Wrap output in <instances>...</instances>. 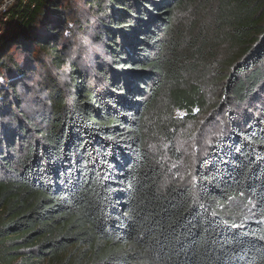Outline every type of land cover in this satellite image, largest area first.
Wrapping results in <instances>:
<instances>
[{
    "label": "trees",
    "instance_id": "obj_1",
    "mask_svg": "<svg viewBox=\"0 0 264 264\" xmlns=\"http://www.w3.org/2000/svg\"><path fill=\"white\" fill-rule=\"evenodd\" d=\"M62 1L0 19V72H32L15 47L48 78L33 121L0 92V264H264V0H86L85 22ZM214 113L191 178L165 183L155 140ZM242 194L256 220L235 225L216 206Z\"/></svg>",
    "mask_w": 264,
    "mask_h": 264
},
{
    "label": "rangeland",
    "instance_id": "obj_2",
    "mask_svg": "<svg viewBox=\"0 0 264 264\" xmlns=\"http://www.w3.org/2000/svg\"><path fill=\"white\" fill-rule=\"evenodd\" d=\"M6 2H9V0H6ZM85 2L86 0H63L61 5L63 7L70 5L76 12V17L81 16L83 22H85V20L90 17ZM4 3L3 0L0 1V15H4L6 12L7 8L3 7L5 5ZM6 4L5 6L8 7L9 5V7L14 8L17 4V0L13 3ZM4 18L8 20L7 16ZM51 19L50 13L44 18V20ZM72 25V22L69 21L65 31L61 32L63 37L62 43L66 44L69 55L72 56V59H76L74 61H77L79 64L90 65L92 63L91 54L87 51H82L85 49L89 51L97 49V51H100V48L89 45V42L79 35ZM4 29L5 27L2 25L1 21L0 38L2 35H6ZM38 30H43L41 28V23H39ZM11 51L14 53V58L17 60L19 66L22 68H30L32 72H27L26 76L20 78H18L19 75L15 72L11 74L5 71L0 72V86L4 84L0 92L5 94V96H11V94L16 91L23 99L24 103L22 106L28 113V119L33 121L37 118L38 111L43 108L46 102V96L42 87L45 84V80L48 79L44 71L47 61H41L35 54L32 57L35 58L34 61L30 62L29 56L24 51L16 49L15 47H12ZM67 72L68 69L62 76L63 82L68 80ZM10 86H14L13 91H9ZM219 114L220 113H214L211 119L204 118L198 122L186 124L182 132L175 137L174 147H171L165 139H159L158 137L155 140L158 144L153 149L155 150L156 157L163 165L165 183H170L171 180L183 181L191 178V171L195 159L207 150L212 139L214 140L212 136L219 135L217 131L220 125L217 122L222 119ZM177 115L180 117L183 116V114ZM4 120L8 121V119ZM8 126H11V123ZM218 126L219 128H217ZM216 210L227 222L235 225H243L256 220L254 202L251 198L243 194L230 199L227 204L216 206Z\"/></svg>",
    "mask_w": 264,
    "mask_h": 264
},
{
    "label": "built area",
    "instance_id": "obj_3",
    "mask_svg": "<svg viewBox=\"0 0 264 264\" xmlns=\"http://www.w3.org/2000/svg\"><path fill=\"white\" fill-rule=\"evenodd\" d=\"M3 1L5 2L4 4L7 5L6 3H9L10 4V3H13L15 0H9V2H6V0H3ZM18 4H19V0H17V4L15 6L16 9H15V7L14 8H11V7H9V5H8V7L4 5L3 7H6L7 9L5 8L6 9V12L4 13V15H0V19L3 20V22H8L9 20H11L13 14H14V11L17 10V8H18ZM6 16L8 17V20H5L4 17H6Z\"/></svg>",
    "mask_w": 264,
    "mask_h": 264
}]
</instances>
